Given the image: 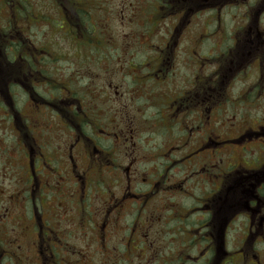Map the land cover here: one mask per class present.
Instances as JSON below:
<instances>
[{
  "label": "rangeland",
  "instance_id": "1",
  "mask_svg": "<svg viewBox=\"0 0 264 264\" xmlns=\"http://www.w3.org/2000/svg\"><path fill=\"white\" fill-rule=\"evenodd\" d=\"M62 1L64 10L58 0H0V26L9 31L0 33V264H191L192 256L173 260L181 257L176 251L189 236L186 223L176 224L170 219V206H190L195 199L181 192L174 194L167 183L164 191L145 192L148 202L143 207L135 204L134 198L120 206L115 204L127 188L129 176L137 175L133 184L139 190L147 187L144 183L152 178L151 173L163 168L153 155L156 146L166 145L165 132L149 124L154 119L150 115L156 114L159 121L163 116L154 106H147L153 102L141 95L158 96L157 103L163 109L166 105L161 96L169 89L137 77L148 71L160 72L163 65L173 73L174 87H179L186 84L182 82L186 73L215 71L218 63L203 60L210 57L208 52L216 54L222 48L224 28L233 34L244 21L242 10L224 12L216 37H204L205 23L213 28L217 25L215 17L201 16L192 21L177 47H163L160 43L167 38L170 22L158 26L149 23L152 17L148 11L155 7L151 0ZM74 9L80 10L78 16L86 28L77 29L69 20V14L76 16ZM11 34L18 41L16 48L13 46L19 55L17 61L6 42L14 38ZM154 40L161 45L157 49L149 46ZM162 48L165 59L156 66L155 53ZM44 81L51 86L46 89L41 85ZM62 82L70 84L71 93L61 90ZM253 85L254 80L244 76L227 86L225 158L228 170L229 164L239 163L240 171L227 174L226 217L239 207L244 209L229 188L232 180L264 163V148L249 138L252 122L264 115V98L258 103L260 107H252L254 98L245 94ZM69 103H73L71 109L67 108ZM69 110H80L91 126L85 123L80 127L75 111ZM75 127L77 133L72 130ZM23 131L29 135L28 143L23 141ZM84 132L100 135L97 141L110 151L108 157L99 158L110 166L108 171L93 173L80 146L74 150L78 169L71 171L67 162L70 142ZM123 140L126 144L121 143ZM186 171L179 165L180 177ZM29 187L34 194L31 199L29 192L25 193ZM191 187L192 193L200 195L197 182ZM107 218V230L98 241L93 221L102 224ZM197 221L188 218V226ZM48 225L55 231L53 237L66 239V254L39 252V247L47 245L42 230ZM226 225L228 264H257L258 260L264 264L261 229L256 235L241 217ZM182 247L194 254L192 246ZM241 248L242 261L236 255Z\"/></svg>",
  "mask_w": 264,
  "mask_h": 264
},
{
  "label": "flooded vegetation",
  "instance_id": "2",
  "mask_svg": "<svg viewBox=\"0 0 264 264\" xmlns=\"http://www.w3.org/2000/svg\"><path fill=\"white\" fill-rule=\"evenodd\" d=\"M151 1L156 8L154 7L148 11L149 16L152 17L149 23L158 26L163 21L170 22V27L166 34L167 38L160 43L163 47H177L180 38L190 29L192 21L201 16L215 17L217 24L211 28V23L206 22L204 26L207 31L204 37H209L210 35L211 37L217 36V27L221 25L222 15L227 9L237 8L242 10L244 21L235 29L233 34L224 28L225 36L222 41V48L216 54L208 52V56L210 57L207 60H203L204 63H218L219 65L215 68V71L186 73L187 76L182 79L183 84H186L183 86L179 85V87L178 85L174 87L176 84L173 85L172 82L173 73L166 71V67H163V65L160 72L148 71L137 77L146 81L153 80L154 86L161 88L168 86L169 89L165 94L166 96H161L165 100L166 105V108L163 109L157 103L160 101L158 96L153 98L148 93L141 95L143 98L148 97L153 102V105L148 104L147 106H154V108H157L159 114L163 116V119L159 121L156 114L150 115V118L153 117L154 119L149 120L151 128H160L165 132L163 140L166 145L163 143L164 146L162 145L163 147L161 146V148L156 146V150L154 149L155 154L153 155L157 157L158 163L162 162L159 165L163 164V168L159 171L156 169L157 172L151 173L152 178L149 180L144 178L146 180L144 185L147 187L144 188L143 186L139 190L134 189L133 184V180L135 177L137 178V175L129 176L128 186L115 204L116 206H120L125 200L134 198V203L143 207L148 202V194L145 192L151 191L155 193L156 190L164 191L168 186L166 184H171V189H174L171 192L174 194L181 192L183 196H189L195 199L196 203L198 202V204L195 205L194 202L190 206H181L178 203L170 206L173 213L170 219L176 224L180 222L186 223V234L189 236V241L182 239L180 250L176 251V254L181 257H176L173 260L177 261L181 259L184 261L186 256H192L194 260H192L191 264H228L227 255L229 253L226 247L228 228L226 224H231L238 217H241L245 223L257 231L256 235L261 229L260 235L264 236V163L254 165L246 173L232 180L229 188L237 197L236 203L244 206V209L239 207L232 215L228 217L224 215L228 171H240V169L239 163H232L229 164L228 170L224 151L227 141V125L223 119L225 118L223 113L226 110V97L230 89L227 86L231 87L233 81H238L244 76L254 80L252 89L245 92L247 96L254 98L251 102L252 107H257V104L264 98V0ZM156 12L159 13L156 15ZM6 31V34H8L9 31ZM1 32H3L2 26H0ZM11 36L14 37L13 34ZM183 41H185L184 38ZM6 42L14 54V60L17 61L19 55L15 49V45L18 42L16 37L6 40ZM157 43L159 42L154 40V44H149V46L152 49H157L161 46H158ZM182 44H185V42ZM196 51L194 50L192 53L196 54ZM30 52L35 53L31 48ZM163 52L164 49L162 48L157 55V52L155 53L156 66H160L163 63L165 59ZM20 58L24 59L23 56H20ZM41 75L45 76L43 72ZM219 78L221 81L217 86L216 83ZM51 84L44 81L41 85L47 89ZM17 88L22 89L18 86ZM63 89L71 93L70 84L66 82L61 83V90ZM47 92L50 93V89ZM70 95L72 96V94ZM241 98L244 97L241 96ZM72 105L73 103H69L67 108L71 109ZM258 105L260 107V104ZM73 115L79 120L77 122L80 127L87 122L80 110L75 111ZM91 124L90 121L86 123L87 126H91ZM173 127L175 130H173ZM165 129H168L167 133ZM76 130H74L75 133H77ZM101 130L108 133L105 129L101 128ZM250 131L249 138H251L252 142L264 148V115H259L252 122ZM95 133L93 136L78 133L76 134L77 138L73 142H70V153H67L69 160L67 162L72 172L75 173L74 167L76 170L78 169L74 150L79 146L81 147L79 150L84 151L87 162L90 161L88 167L93 166V173L104 170L108 171L110 169L109 165L105 166L99 159L100 156L108 157L110 151L99 144L97 138L101 137ZM233 138H235L234 140L238 139V137ZM125 142L126 140H123L121 143L126 144ZM145 156L149 157V155ZM179 165L185 167L187 170L183 177H180L178 174ZM195 168H197V171H195ZM229 175L232 174L230 173ZM76 176L79 177V174H76ZM193 181L197 182L200 195L190 191L189 188L192 189ZM83 182L85 192V181ZM28 190V197L31 199L34 195L33 189L31 190L29 187ZM139 197H143V201L140 202ZM144 208L147 209V207ZM192 217H195L198 221L195 225L188 226V218ZM147 220L150 224L152 223L150 222V218ZM159 220H162V218H159ZM93 222L94 229H96L95 231L98 235L97 240L100 241L103 238V233L107 230L108 218L102 221V224L96 221ZM44 228L42 230L44 240H42L44 243L46 240L48 242L45 246L39 245L41 246L38 248L39 252L54 256L55 254H66L64 245L67 244L63 241V239H66L60 238L58 240L53 237L55 231L52 229V226L48 225L47 228ZM145 240L142 241L145 243ZM185 245L188 247L192 246L194 254L189 253L188 250H184L182 246ZM236 255L239 259L242 258V261L244 255L243 248L236 250ZM256 263H260L259 260Z\"/></svg>",
  "mask_w": 264,
  "mask_h": 264
},
{
  "label": "trees",
  "instance_id": "3",
  "mask_svg": "<svg viewBox=\"0 0 264 264\" xmlns=\"http://www.w3.org/2000/svg\"><path fill=\"white\" fill-rule=\"evenodd\" d=\"M65 1H67V0H65ZM68 1H71V0H68ZM74 1V0H73ZM58 2H59V4L62 6V8L64 9H66V6H65V3L62 1V0H58ZM74 12H75V14H76V16L74 15V17H72V14H69V13H67L66 14V16L69 14L70 16H71V19H69V20H71V22L73 23V25H75L76 27H77V29H82L83 27L84 28H86V25L85 24H83L82 23V21L83 22H85L83 19H82V21L80 20V17L78 16V15H80V10H73V14H74ZM78 14H77V13ZM83 12V11H82ZM65 13H66V11H65ZM88 28V27H87ZM5 34L7 33V31L5 30V31H3ZM0 40H2V39H0ZM21 59V58H20ZM19 64H21L22 63V61H19L18 62ZM41 73L42 72H40V75H41ZM42 77H45V76H43V75H41ZM220 78L219 79H217V83H216V85L218 86L219 85V83H220ZM19 87V86H18ZM23 92H26L23 88L21 89ZM26 93H28V92H26ZM15 104V103H14ZM51 104H53V103H51ZM75 111V110H74ZM77 112V111H76ZM11 117L10 118H12V121L14 122V118L12 117V113H11V115H10ZM15 123V122H14ZM25 126V125H24ZM20 129V128H19ZM21 130V129H20ZM72 130H76V127H75V129L74 128H72ZM23 132H25V134H24V137H23V141H24V143H28V134H27V132L26 131H23ZM83 134H86L85 132L83 133ZM43 143V142H42ZM25 192V191H24ZM26 194L28 193V191H26L25 192ZM27 197H28V195H27ZM230 224V223H229ZM43 254H45V253H43ZM45 256V255H44ZM55 260V259H54Z\"/></svg>",
  "mask_w": 264,
  "mask_h": 264
}]
</instances>
